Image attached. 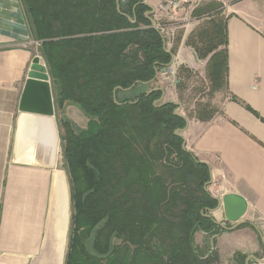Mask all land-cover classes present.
I'll return each mask as SVG.
<instances>
[{"label": "trees", "instance_id": "obj_1", "mask_svg": "<svg viewBox=\"0 0 264 264\" xmlns=\"http://www.w3.org/2000/svg\"><path fill=\"white\" fill-rule=\"evenodd\" d=\"M21 1L56 107L74 105L87 118L77 130L59 120L71 207L64 264H216L193 241L197 230L220 229L204 215L217 206L205 189L209 167L182 148L175 131L186 118L174 113L177 105L155 103L161 90L147 94L172 58L145 16L149 7L142 0ZM211 11L222 12L207 4L192 15ZM226 20L209 17L197 44L187 38L199 58L210 55L213 86L225 87Z\"/></svg>", "mask_w": 264, "mask_h": 264}, {"label": "crops", "instance_id": "obj_2", "mask_svg": "<svg viewBox=\"0 0 264 264\" xmlns=\"http://www.w3.org/2000/svg\"><path fill=\"white\" fill-rule=\"evenodd\" d=\"M160 1L142 0L156 8L154 13L159 12ZM223 12L227 97L219 111L209 119L189 117L170 77L157 74L151 85L163 90V102L180 104L178 112L187 119L181 133L185 149L209 167L211 196L235 194L246 203L243 223L228 229L216 223L221 230L213 235L197 230L194 244L209 245L207 252H217L219 264H260L264 258V0L223 2ZM189 34L165 42L166 51H172L167 70L173 71L174 85L182 80L183 70H198L203 62L187 43ZM36 45L22 1L0 0V264H64L67 250L71 207L59 120L73 113L85 126L87 118L74 105L59 110L54 96L53 116L19 110ZM49 83L52 91L50 76ZM205 214L226 227L235 224L225 219L223 207Z\"/></svg>", "mask_w": 264, "mask_h": 264}, {"label": "rangeland", "instance_id": "obj_3", "mask_svg": "<svg viewBox=\"0 0 264 264\" xmlns=\"http://www.w3.org/2000/svg\"><path fill=\"white\" fill-rule=\"evenodd\" d=\"M229 1L231 0H193L189 4H186L182 8L173 12L170 16L164 17L163 14L161 15V13L156 12L153 13L151 17H153L157 21L160 31L164 36L165 42L166 39L171 40V38L177 41L184 33L189 34V32L191 31V42H195L197 44V32L201 28L209 25L207 24L209 17H212L215 20L224 18L226 15L223 12V2L228 3ZM207 4H209L211 7L216 8L217 10L218 8L221 9L222 12L216 15L213 11H211L210 16L208 14H201L200 17L192 15L194 9L201 8L203 11L207 7ZM36 46L37 48L34 50L35 55L40 56V53L38 51L39 42H37ZM209 56L210 55H208L206 58H201L203 59V62L200 66V69L183 70L180 74L182 80L179 84L174 85L171 82V80L174 79V75L170 74V76H164L163 74L158 73V77L171 78L170 85L176 88L179 94V100L184 105L185 115L189 117L195 115L196 117L200 118H211L219 111L221 102L225 97H227V92L222 83L217 86H213V84L210 82L209 69L207 64ZM41 61L44 63L42 57ZM177 77L178 75H175V78ZM77 110L83 117H85L79 109ZM66 118L68 121H70L71 124H73L75 130L83 129L85 127L83 121L80 122L82 126L79 125L80 123L78 124L76 119H79V117H76L73 113H70ZM220 230L221 228L218 230L216 229L210 232L209 235L217 234ZM112 241L115 244H118L116 242H118L119 240L112 239ZM87 247L90 251H93V234L89 237ZM195 247L203 256H207L210 253H212V255L215 254L217 259L216 264H219L218 253L214 250H210L209 253L207 252L209 250L207 249L209 248V245H206L204 247L195 245Z\"/></svg>", "mask_w": 264, "mask_h": 264}, {"label": "water", "instance_id": "obj_4", "mask_svg": "<svg viewBox=\"0 0 264 264\" xmlns=\"http://www.w3.org/2000/svg\"><path fill=\"white\" fill-rule=\"evenodd\" d=\"M143 4L149 7V10L145 12V16L150 20L151 26L159 30L157 21L153 17H151L152 14L155 12V7L145 2H143ZM117 9H119V6H117ZM128 19L133 23L135 22V20L131 19L130 17H128ZM160 34L162 36L163 47L166 50L165 39L161 31H160ZM167 67H168V64L161 67L160 71L161 72L166 71ZM157 74H158V71L156 72L154 78L150 82H152L156 78ZM136 83L137 81L134 82L127 89H130ZM116 89L117 88H115L113 91L114 95H115ZM153 90L162 91L160 98L157 101H155V103H158L159 105L163 104L164 103L163 102V90L160 87H153L147 92V94ZM175 104L177 105V107L174 110V113L181 115L178 112L180 104L179 103H175ZM19 110L22 112L37 114L41 116H53L54 115L53 95H52L51 86L49 83V74H48L45 63L41 61V57L39 55H35L33 57L31 65L29 67L27 79L25 81V84H24V87H23V90L20 96ZM186 125H187V119H186ZM185 127L182 129H177L175 131V134L182 136L181 133L184 131ZM182 148L185 149L184 141L182 143ZM208 184L205 187L206 190H207ZM216 200H217V206L213 209H209L208 211L213 212L219 209L220 207H223L225 219L231 222H235V224L232 225L231 227H226L219 222L214 221L215 223L219 224L220 226L226 229L234 228L240 223H243L241 216L243 215L245 208H246V203L244 199H242L241 197L235 194H226L222 196L221 198H216ZM204 215L207 217L210 216L209 214H204ZM260 262H264V258L260 259Z\"/></svg>", "mask_w": 264, "mask_h": 264}, {"label": "built area", "instance_id": "obj_5", "mask_svg": "<svg viewBox=\"0 0 264 264\" xmlns=\"http://www.w3.org/2000/svg\"><path fill=\"white\" fill-rule=\"evenodd\" d=\"M191 1L193 0H161L157 6V10L161 13V15L170 16L173 12L182 8L186 4H189ZM158 73H161L164 76H169L170 74H173V71L170 69L167 70L166 68V71L161 72L159 70ZM260 264H264V262H260Z\"/></svg>", "mask_w": 264, "mask_h": 264}]
</instances>
